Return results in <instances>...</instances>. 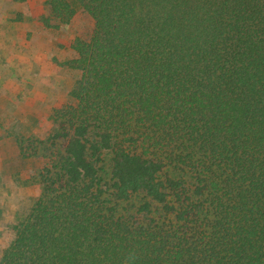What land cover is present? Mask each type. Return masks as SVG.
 <instances>
[{
	"label": "trees",
	"instance_id": "obj_1",
	"mask_svg": "<svg viewBox=\"0 0 264 264\" xmlns=\"http://www.w3.org/2000/svg\"><path fill=\"white\" fill-rule=\"evenodd\" d=\"M46 4L94 27L0 264H264V0Z\"/></svg>",
	"mask_w": 264,
	"mask_h": 264
},
{
	"label": "rangeland",
	"instance_id": "obj_2",
	"mask_svg": "<svg viewBox=\"0 0 264 264\" xmlns=\"http://www.w3.org/2000/svg\"><path fill=\"white\" fill-rule=\"evenodd\" d=\"M59 20L46 0H0V258L14 238L13 225L42 192V173L56 170L50 136L81 76L69 66L76 56L72 42L89 38L94 27L81 6L70 21ZM110 162L107 152L102 174L108 182Z\"/></svg>",
	"mask_w": 264,
	"mask_h": 264
},
{
	"label": "crops",
	"instance_id": "obj_3",
	"mask_svg": "<svg viewBox=\"0 0 264 264\" xmlns=\"http://www.w3.org/2000/svg\"><path fill=\"white\" fill-rule=\"evenodd\" d=\"M3 153V152H2ZM0 157H1V152H0ZM0 207H1V204H0Z\"/></svg>",
	"mask_w": 264,
	"mask_h": 264
}]
</instances>
